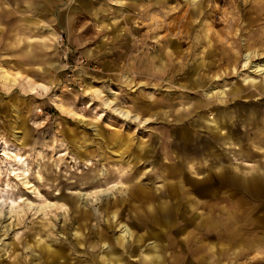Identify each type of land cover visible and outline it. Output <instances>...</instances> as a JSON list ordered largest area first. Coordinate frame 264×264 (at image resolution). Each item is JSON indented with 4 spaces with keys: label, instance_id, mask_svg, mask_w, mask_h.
I'll use <instances>...</instances> for the list:
<instances>
[{
    "label": "rangeland",
    "instance_id": "rangeland-1",
    "mask_svg": "<svg viewBox=\"0 0 264 264\" xmlns=\"http://www.w3.org/2000/svg\"><path fill=\"white\" fill-rule=\"evenodd\" d=\"M198 1L203 12L190 31L196 47L188 54L182 45L173 60L164 54L173 34L150 33L148 25L150 17L163 19L165 0H0V66L22 76L13 84L0 80V188L16 193L13 184L22 179L10 170L26 164L28 180L38 185L40 171L45 184L39 196L18 185L17 202L55 203L61 191L67 197L64 205L7 218L0 264H167L171 243L186 237L191 223L192 246L208 243L213 264H264V0ZM142 53L156 57L139 62ZM24 75L48 88L30 93ZM209 88V105L185 113L190 99L204 98ZM109 97L150 120L120 117L105 104ZM214 117L222 123L215 132L203 125ZM176 181L192 188L180 190L178 207L172 192L165 195L177 190ZM110 186V194L96 198L98 188ZM84 192L92 194L86 204ZM175 206L191 223L173 225ZM124 227L131 233L126 247L147 233L140 249L126 253L117 245L109 254L102 240L94 244L99 230L114 246ZM159 231L163 238L154 237ZM171 231L173 241L165 236ZM153 241L157 247L149 249ZM53 249L60 256L49 255Z\"/></svg>",
    "mask_w": 264,
    "mask_h": 264
},
{
    "label": "bare ground",
    "instance_id": "bare-ground-1",
    "mask_svg": "<svg viewBox=\"0 0 264 264\" xmlns=\"http://www.w3.org/2000/svg\"><path fill=\"white\" fill-rule=\"evenodd\" d=\"M171 1L174 3L173 6H170L169 5V0H165V2L162 3V7L165 8V10L162 12L163 19L162 20H156V19H153L152 17H150L151 20L148 21V25L153 26V28L151 29L150 33H154L156 30L162 29V30H165L166 31V34L167 35L168 34H173V36L175 37V39H171V40L169 39L170 45H169L168 48L170 50L164 51V54H165V56H169L170 58H172L174 60L175 58H178V57L181 58V55H182L181 46L182 45H187V47H189L188 49H190V51L188 52V54H191L192 53L191 51H193V49L196 47V43L194 42V38H193L195 34H192L190 31L192 30V27L194 25L193 21H195L196 19H198V17L200 16V13L203 12V5H204V3H202V1H198V0H185V1H183V0H171ZM189 6H191L192 8L188 9ZM204 15L205 14L202 13V16H204ZM65 21L68 24L69 21H70L69 20V17ZM159 38L161 39L160 42H165L166 39H167L166 36H161ZM157 46L159 47L160 45L157 44ZM159 51H160V47H159ZM180 53H181V55H180ZM141 55L142 56H141L139 62H141V60L144 61V59L146 60V57H149L146 53H142ZM183 55H185V52H183ZM155 57L156 56H152V58L149 57L150 58L149 59L150 62H152L151 60L154 59ZM163 61L165 62V65L163 66V68H164L166 66V61L165 60H163ZM163 61L160 63V66H162ZM178 63H180V62L177 60V70L176 71H179V70H182L183 69L181 67L182 64H178ZM163 70L164 69H162V71ZM159 71L161 72V69ZM19 77L22 78L21 74H19L17 72L15 74H11L9 70H7L6 68H4L3 66H0V80L3 83H6V84L16 83ZM23 79L25 80V82H26V84L28 86V89H29L30 93H35V89L36 88H39L41 90H46L48 88V86L46 84H43V83H35L34 81H32L31 77L28 76V75H24L23 76ZM248 79H249V77H245V78H243V81H246L247 80L246 82H252V83H253V81L256 82L255 80H248ZM194 83L196 85H199L198 82H194ZM111 93H114V92L111 91ZM214 93L215 92L212 91L211 88H209L208 91H204V93H201V95L204 98L199 99V100H196L195 99V101L193 99H190L193 102L190 104V108H189V105L186 107L185 113H187L189 115L192 111L194 112V111L202 110L203 109V106H208L209 105L210 98H212V95ZM224 93H225L224 91H220V93L218 95H220L221 97H223L224 96ZM112 103H113V105H112L113 106V110L120 117H122L124 119H128V120L131 119L133 121H137L140 124H145V123H147L150 120L149 117L142 118L137 113H133L132 114L130 112V110H128L126 108H123L120 105L114 104L113 100L110 99V97L105 99V104L106 105H109V104H112ZM55 105L57 106L58 109L63 110V106L60 103H58V98H56ZM178 120H180V118H178ZM220 120H217V118L214 117V119H212V120H205V122H204L203 125L205 126V128H208L210 130H213L214 132L215 131H219L220 130V127L219 126L222 125V123H221ZM222 136L224 137V135H222ZM16 137H18V136L15 135L14 138H16ZM123 146L125 148V144ZM6 149H9V148L8 147L7 148L3 147V153L4 154L8 153V152H6ZM11 152L14 154L15 157H17L18 160L20 159L19 154L16 153V152H14V149L11 150ZM89 164H91L90 161H89ZM204 168H206V167L204 166ZM10 171L16 177L21 176V178H18V179L19 180L22 179V180L19 183H14L13 184V187H16V193H14V191H12L10 187L9 188H4V189L0 188V228L2 227V224L5 223V221L7 220V218L11 217L12 215L13 216L19 215V213H21L24 209H29L31 211L34 210L35 213H39V212L41 213V212H44V210L46 208H48V207H52L55 204H59V203H61V205H64L65 202L67 201V199H66L67 197L65 198V196L62 194V191H61V195H59V196L56 197L57 200H56L55 203L54 202H50L47 199H44L43 201H35V200L34 201L33 200L25 201L24 198L20 199L19 202H17L18 199L16 197H21V194H20L21 191L19 190L18 185H23L25 187V190L26 189H28V190L30 189L29 190L30 193L35 192V195L36 196H39L40 195L39 194L40 193L39 186L44 185L45 184V181L42 182V183L40 182L43 179L40 171H37V174H36V178L38 179V182H37L38 185H35L30 180H28V178H29L30 175H29L28 167H27L26 164L23 167L19 168V169H17V168H15V169L14 168H11ZM94 172L95 171L93 170V173ZM179 174H181V172H178V175ZM129 177L130 176H128V175L125 176L123 178L124 181H126ZM207 177H208V174H206V177L204 175V176H201L200 178L204 182L205 178H207ZM191 179H192V177H191ZM181 182L179 181V182L176 183V184L180 183L178 185L177 190L171 187V188H169L170 189L169 192H166L165 193V195H169L170 192L173 193L172 195L176 197L175 198L176 201L173 202L172 204H173V206L176 205L177 207L180 206L179 205L180 198L178 196V194L180 193V190L181 191H184V193H185L187 190H191L192 189V188H188V185H187L188 183L187 182H186L187 183L186 184L187 186H186V188H184L183 182L182 183ZM75 183H77V181H75ZM64 184H67V183H64ZM171 185H169V186H171ZM8 186H9V183H6V187H8ZM51 186H53V185H51ZM57 186L58 185L56 184L55 187L57 188ZM114 188H115L114 186H110V187H106V188H98V190L95 191L94 195L96 196L97 199H101L104 196H107L108 194H110L111 190H113ZM176 193H177V196L175 195ZM172 195H171V198H172ZM91 196H92L91 193H87V192L82 193L81 197H82V200H84L83 203L86 204L87 203L86 202V198H91ZM81 197H78V199L80 200ZM187 199L190 202L192 201V198L191 197H189V198L187 197ZM115 202H118V200H115ZM168 206L169 205L163 207L165 209V211L168 212L167 213L168 214L167 215L168 219L165 221L166 222L165 224H169L170 223V214L171 213H169ZM176 206L174 208L175 212H173V215H174L173 225H176L175 223H177L179 221L180 222H183L184 221V222L191 223V221L188 220V218L186 217L187 213H186V215H184V219L180 220L181 219V218H179L180 217L179 216L180 215V211H178V209L176 208ZM190 208L191 207L188 206V209H190ZM190 226H191L189 228L190 231L187 232L186 237H184L183 239H181V238H177L176 239L175 237H173L172 231H171L170 235H168V234L165 235L166 238H168V239L171 238V241H173V240L176 239L174 241V243H171V247H173L174 253H173V257L170 260H174V262H176L177 259H178L179 260V263H183L186 259H188V260H192L193 259V258H188V256H187L188 254H193L194 251L197 250V248H195V247L192 246L193 243H194V241H195L194 240L195 239V236H194V233H193L194 228L192 227V223H191ZM66 228H68V227H66ZM174 230H176V229H174ZM128 233L131 235V233L129 231V228L124 227L123 234H122L123 235L122 236V239H117V241H114V246H111L108 243L110 241H107L108 240L107 235H104L101 231L97 230L96 232H94V237L93 238L96 239V242L94 244H96L98 241L102 240L104 242L103 245H105V248H108L109 254L110 253H113V251L116 250L115 247H117V245L122 248L121 250L124 249V252H126V253L129 252V249L132 250V251H136V250L140 249V244L142 242V239L147 236V233L146 232L142 233L140 235V237L138 238L137 241H135L132 244H129V246L126 247L124 245L125 243H124V240L123 239H124V237H126V235ZM162 233L163 232L160 233V231H159V233L158 234H155L154 237L160 239L162 237ZM145 240H147V239L145 238ZM32 241H33V244H31L30 246H32V247H34L35 245L36 246H39V244H36L38 241H36V240H32ZM180 243H184V247H181V244ZM168 245L169 244H167L166 246L168 247ZM94 246L95 245H92V247H94ZM155 246H156V243H155V241H153L151 243V248H149V249L155 248ZM27 248H29L30 250H32L30 247H27ZM46 248H48V246ZM159 250H162V247L161 246H159ZM48 254L49 255L52 254L53 256H60V251H59V249H53V251L52 252H48ZM153 256H154V258H159L158 257V254H155ZM118 259H121V258L118 257ZM135 259H137V261H141L143 264L148 263V260H146V259H142V258H139V259L138 258H135ZM26 261L29 262V260H26ZM46 262L42 261V263H46ZM48 264H50V263H48ZM167 264H169V261H167Z\"/></svg>",
    "mask_w": 264,
    "mask_h": 264
},
{
    "label": "crops",
    "instance_id": "crops-1",
    "mask_svg": "<svg viewBox=\"0 0 264 264\" xmlns=\"http://www.w3.org/2000/svg\"><path fill=\"white\" fill-rule=\"evenodd\" d=\"M229 215H230V213L228 214L227 213V216L229 217ZM225 232L222 234V235H224L225 236V239H226V237L228 236V234H229V230H228V227H225ZM215 232H219V231H215ZM215 232L214 231H212L211 233H214L215 234ZM236 231L234 230V231H232V233H235ZM211 233H209V234H211ZM209 234H207V235H209ZM204 237H206V236H203L201 239H200V241H198V244H203V242H202V239L204 238ZM231 238V239H230ZM229 239L230 240H232V242H236V243H238V242H240L239 240H238V238H236L235 237V235H233V236H231ZM220 244V247L219 248H225V244H224V242H219ZM197 244V246H199ZM241 245V244H240ZM206 247H208L207 249H206ZM211 249H212V247L211 246H209L208 245V243H206V244H204L203 246H201V247H199V248H197V250L196 251H194V253L193 254H188L187 256L188 257H190V255H191V257L193 258L192 260V262L194 263V264H203V263H205V264H213V262H214V259L210 256V255H213V251H211ZM206 253L209 257H207L206 255L204 256V253ZM221 252H223V250L221 251ZM200 253V254H199ZM198 256H200V257H198ZM170 260V258L167 260V261H169ZM187 263V262H186ZM186 263H179V260L177 259V261H176V264H186Z\"/></svg>",
    "mask_w": 264,
    "mask_h": 264
}]
</instances>
